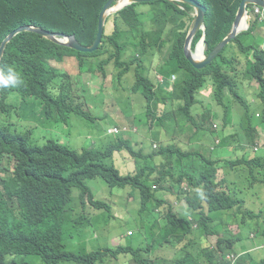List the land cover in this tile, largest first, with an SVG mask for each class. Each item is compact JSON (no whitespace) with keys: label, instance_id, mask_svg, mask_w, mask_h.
<instances>
[{"label":"clouds","instance_id":"9594fccd","mask_svg":"<svg viewBox=\"0 0 264 264\" xmlns=\"http://www.w3.org/2000/svg\"><path fill=\"white\" fill-rule=\"evenodd\" d=\"M235 3L0 0V264L264 263V55L242 50L252 33L264 51V0H242L230 31L209 43ZM13 11L31 22L8 29ZM143 33L146 57L117 52ZM23 35L52 45L29 70L8 62ZM187 63L234 87L207 80L191 110L198 122L213 114L193 127ZM124 94L133 112L118 105ZM102 95L118 124L94 115ZM13 113L34 128L5 122ZM73 116L101 141L82 151L34 142L39 127L67 133ZM25 139L42 149L9 150Z\"/></svg>","mask_w":264,"mask_h":264},{"label":"trees","instance_id":"16d2710c","mask_svg":"<svg viewBox=\"0 0 264 264\" xmlns=\"http://www.w3.org/2000/svg\"><path fill=\"white\" fill-rule=\"evenodd\" d=\"M106 1V0H104ZM235 4H233L232 6V11H231V15L228 16L229 20L220 24L219 27L211 32L210 36H209V43L210 44H215L217 43L223 36H225L231 29L232 27V23L235 20L236 17V13L239 9L240 4L242 3V0H235ZM135 7H131L130 9L127 8L126 10H124V16L126 20L131 19L133 21V18L131 16L130 11L134 10ZM122 12V13H123ZM138 18V17H137ZM139 19V18H138ZM31 21L27 20L26 18H24L22 15H20L19 13H17L16 11H13V13L11 14V19L9 21H7L6 23V27L8 29H12L13 25H20V24H27L30 23ZM257 22L258 19H256L252 24V30L255 31V29L257 28ZM252 33H250L248 35V39L247 42H244V46H242V50H248L251 48H255L257 47L258 51H259V58L260 60L262 59V56L264 55V51H262L260 48H262V44L257 41L256 39H254L253 37H251ZM148 39H149V35L147 33H143L140 36V39L138 42L133 41L132 45L130 44H122L119 43L117 45V52L120 54H129L131 55V58H135L137 57V53L141 55V57H146L149 54V44H148ZM260 47V48H259ZM52 53V45L46 41H42L40 40L38 37L35 36H31V35H23L20 38H18L12 48V52L9 54V58H8V62L9 63H13L16 65H19L20 67H23L27 70L31 69L32 67H35L36 63H42L43 60H45L46 58H48ZM140 58V57H137ZM141 59V58H140ZM186 69L189 71V73L191 74V76L194 79V87H193V94L191 95H187V96H193L191 97L188 101H186L184 109L186 111V115L185 118L186 120H188L190 124V126H194L195 125H202L204 122L209 121L211 119V116L213 113H204L202 116V119L200 122H198V118L195 115V113L191 110V108L193 106H195L196 104H198L200 101L198 99L197 96H194L197 92V90L201 87L204 86V84L206 83L207 80L209 79H214L216 80L219 84H221L222 86H226L228 85L230 88H234L229 82H227L224 79H220L217 77H212L211 75L205 73L204 71H199L196 70L195 68H193L189 63L187 64H183ZM173 66L177 69H179V67L176 64H173ZM188 127L187 126H182L181 127V133H184L186 131ZM10 147V151L15 150L16 148L21 149L22 152L31 150V149H42V147H38V146H32L29 144L28 140L25 139L23 141H19L16 140V142H10L9 143ZM44 149L48 150V147H43ZM87 190L90 193V196L92 198L95 197V194L93 192V190L88 187ZM99 208L102 209V206L99 205ZM90 225L95 228L96 227V221L95 220H90ZM128 251L129 254L132 256V258L139 263L141 261V255H140V250L139 249H134L132 243L128 244ZM264 264V263H261Z\"/></svg>","mask_w":264,"mask_h":264},{"label":"rangeland","instance_id":"374dc122","mask_svg":"<svg viewBox=\"0 0 264 264\" xmlns=\"http://www.w3.org/2000/svg\"><path fill=\"white\" fill-rule=\"evenodd\" d=\"M116 86L121 90V93H123V86H121L118 81H116ZM253 87V85H250L249 89H252ZM84 93V96L87 97V95L90 93L89 89L85 88ZM94 99L97 102L95 103L96 106L93 107L90 105L94 108V115L96 117H106L107 121H114L116 124H118V120L113 117L107 109V106H111L113 101L109 100L107 104V97L104 95L96 97ZM118 105L126 113L130 111L133 112L134 109L137 107L136 104L131 103V99L128 94H124L122 96V99L118 102ZM4 121L10 123L14 126L15 129L18 130H29L34 128L29 117L23 113H13L8 117H5ZM82 121L83 120L81 118L73 116L69 131L67 133L63 129V126L65 125L63 123H58L57 129L54 130L39 127L35 130L33 137L34 142L43 145L45 140L57 138L60 139L62 145L69 147L73 150L82 151L84 149L92 148V142L96 141L97 143H99L101 139L98 135L94 133L93 130L86 127ZM102 242L105 243L106 239H102Z\"/></svg>","mask_w":264,"mask_h":264},{"label":"water","instance_id":"95a60500","mask_svg":"<svg viewBox=\"0 0 264 264\" xmlns=\"http://www.w3.org/2000/svg\"><path fill=\"white\" fill-rule=\"evenodd\" d=\"M247 3H249V1H245V2L242 4L241 8H240V11H239V14H238V17H237L236 25H238L239 20H240V17L242 16V14H243L244 11H245V8H246ZM102 26H103V23H101V29H102Z\"/></svg>","mask_w":264,"mask_h":264}]
</instances>
